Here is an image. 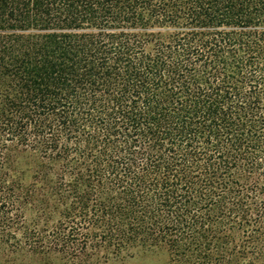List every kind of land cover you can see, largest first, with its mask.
Segmentation results:
<instances>
[{
	"label": "trees",
	"instance_id": "trees-1",
	"mask_svg": "<svg viewBox=\"0 0 264 264\" xmlns=\"http://www.w3.org/2000/svg\"><path fill=\"white\" fill-rule=\"evenodd\" d=\"M159 249L264 264V0H0V251Z\"/></svg>",
	"mask_w": 264,
	"mask_h": 264
},
{
	"label": "rangeland",
	"instance_id": "rangeland-1",
	"mask_svg": "<svg viewBox=\"0 0 264 264\" xmlns=\"http://www.w3.org/2000/svg\"><path fill=\"white\" fill-rule=\"evenodd\" d=\"M18 165L24 170H27L25 179L26 183H33V175L36 171L38 158L31 153H21L17 156ZM48 188H44V192ZM56 201L53 199L50 201L51 210L56 205ZM60 205V204H59ZM27 222L30 226L38 225L39 227H49L57 223L60 218L59 210H55L52 213V217H44L42 213L38 211L36 205L27 207L26 211ZM0 264H68L60 259V254H54L52 256H41L33 253H2L0 251ZM76 264H87V261L78 262ZM91 264V263H89ZM124 264H169V254L166 250L159 249L156 252L144 253L140 252L131 259H127Z\"/></svg>",
	"mask_w": 264,
	"mask_h": 264
}]
</instances>
